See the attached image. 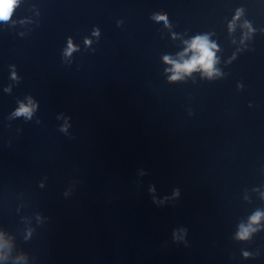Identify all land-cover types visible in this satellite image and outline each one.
I'll return each instance as SVG.
<instances>
[{"label": "clouds", "instance_id": "9594fccd", "mask_svg": "<svg viewBox=\"0 0 264 264\" xmlns=\"http://www.w3.org/2000/svg\"><path fill=\"white\" fill-rule=\"evenodd\" d=\"M17 3V0H0V20H7L10 18L14 6ZM157 19H167L165 16H158ZM72 44L69 41L68 53L72 51ZM215 45L210 44L206 38L197 37L195 38L191 45L190 50L195 54L191 57L190 60H186L183 64H174L173 68L176 75L172 76L171 79L176 80L180 78V73H191L198 68L209 76L213 74V66L215 62ZM166 62L168 58L165 57ZM15 76V74H13ZM33 107L21 105L16 111V115H25L31 116ZM260 219L259 213L252 217V222L256 223ZM248 236V230H244L239 234V239H246Z\"/></svg>", "mask_w": 264, "mask_h": 264}]
</instances>
